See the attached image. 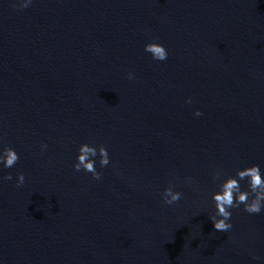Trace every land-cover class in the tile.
Returning a JSON list of instances; mask_svg holds the SVG:
<instances>
[{"label": "water", "instance_id": "1", "mask_svg": "<svg viewBox=\"0 0 264 264\" xmlns=\"http://www.w3.org/2000/svg\"><path fill=\"white\" fill-rule=\"evenodd\" d=\"M23 2L0 0V264H264V209L210 219L224 179L264 175V0Z\"/></svg>", "mask_w": 264, "mask_h": 264}, {"label": "clouds", "instance_id": "2", "mask_svg": "<svg viewBox=\"0 0 264 264\" xmlns=\"http://www.w3.org/2000/svg\"><path fill=\"white\" fill-rule=\"evenodd\" d=\"M31 0H25L20 7L27 8ZM145 51L150 53L155 60L164 61L168 58V51L164 45L158 42H151L145 45ZM132 74L129 73L131 79ZM189 103L191 100L189 99ZM196 116H202L203 113L199 110L195 113ZM47 147V145H43ZM101 157L100 165L105 167L110 163L108 149L101 145L97 149L96 146H90L85 143L81 145L78 155V163L74 165L77 171L81 169L93 174L94 179H100L101 173L96 170L95 158L97 155ZM20 157L17 151L12 147H6L0 153V163L6 168H12L19 161ZM6 180H11V174L4 177ZM214 180L221 179V173L218 171L213 177ZM25 176L19 175L18 186L24 183ZM247 180L248 189L242 190L241 181ZM174 185H169L164 191V203L172 205L182 198V193L173 191ZM216 213L210 216L214 224V228L219 232L229 231L233 225L229 222L232 217L230 209L244 206V211L249 214H259L264 209V175L261 172V166L254 164L252 166L238 169L236 176H228L219 184V191L213 194Z\"/></svg>", "mask_w": 264, "mask_h": 264}]
</instances>
